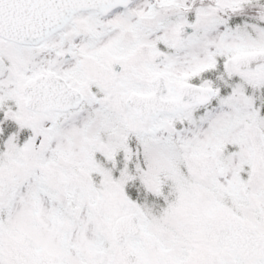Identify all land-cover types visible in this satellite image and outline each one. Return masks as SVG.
<instances>
[{"label":"snow or ice","instance_id":"snow-or-ice-1","mask_svg":"<svg viewBox=\"0 0 264 264\" xmlns=\"http://www.w3.org/2000/svg\"><path fill=\"white\" fill-rule=\"evenodd\" d=\"M0 264H264V0H0Z\"/></svg>","mask_w":264,"mask_h":264}]
</instances>
